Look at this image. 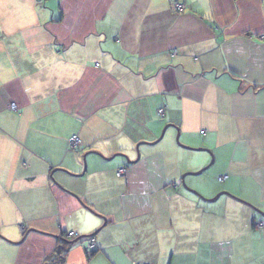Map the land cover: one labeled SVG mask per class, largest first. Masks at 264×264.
<instances>
[{"label":"crops","instance_id":"1","mask_svg":"<svg viewBox=\"0 0 264 264\" xmlns=\"http://www.w3.org/2000/svg\"><path fill=\"white\" fill-rule=\"evenodd\" d=\"M137 263L264 264V0H0V264Z\"/></svg>","mask_w":264,"mask_h":264},{"label":"built area","instance_id":"2","mask_svg":"<svg viewBox=\"0 0 264 264\" xmlns=\"http://www.w3.org/2000/svg\"><path fill=\"white\" fill-rule=\"evenodd\" d=\"M174 6H175V8H176L177 11L181 10L182 8H184V4H181L179 2H175ZM171 54L173 56L174 55H177V51L176 50H172ZM9 108L12 109V110H16L17 109V106L13 102H11L9 104ZM156 113H157V116L163 117V115H164V108L163 107L158 108L156 110ZM68 141H69L68 148L70 150H74L75 148H77V146H79V140H78V137L76 135L71 136ZM125 172H126V167L123 166V167L119 168L116 171V175L119 176V177H122V176L125 175ZM224 178H225V176H220L218 178V180L221 181ZM67 235H76V233L73 232V231H69V232H67ZM93 239L94 238L92 236H88V238L86 239V243H85V245H83V247H84V249L86 251L90 250V247H92ZM137 264H140V263H137Z\"/></svg>","mask_w":264,"mask_h":264},{"label":"rangeland","instance_id":"3","mask_svg":"<svg viewBox=\"0 0 264 264\" xmlns=\"http://www.w3.org/2000/svg\"><path fill=\"white\" fill-rule=\"evenodd\" d=\"M175 4V3H174ZM172 6H173V8L176 10V8H175V6L172 4ZM185 7V6H184ZM183 9V8H182ZM181 9V10H182ZM181 10H179V11H181ZM158 117H160V116H158ZM164 139V138H163ZM163 139H162V141H163ZM69 140V139H68ZM175 142L176 143H178V144H180V143H182L181 142V140L179 139V135H175ZM68 143H69V141H68ZM78 147V146H77ZM70 150V149H69ZM77 149H75V151H76ZM71 151H74V150H71ZM118 157V156H117ZM126 173V172H125ZM74 236H76V235H67V237H74ZM91 236V235H90ZM92 237L94 238L93 239V243H92V247H90V250H88V251H86L85 249H83V251H84V253L88 256L89 254H90V252H93V250H94V243H95V237L92 235ZM87 239V238H86ZM31 241V240H30ZM84 248V247H83Z\"/></svg>","mask_w":264,"mask_h":264},{"label":"trees","instance_id":"4","mask_svg":"<svg viewBox=\"0 0 264 264\" xmlns=\"http://www.w3.org/2000/svg\"><path fill=\"white\" fill-rule=\"evenodd\" d=\"M92 236V235H91ZM88 238V237H87ZM86 243V242H85ZM85 245V244H84ZM63 245H59L58 248L55 250V254H53V257L55 259H59L60 257H62V255L67 251L68 247H69V242L67 244H65L63 247ZM63 253V254H62ZM92 252H90V254L88 256H91Z\"/></svg>","mask_w":264,"mask_h":264}]
</instances>
